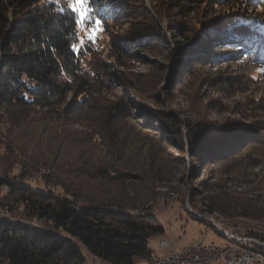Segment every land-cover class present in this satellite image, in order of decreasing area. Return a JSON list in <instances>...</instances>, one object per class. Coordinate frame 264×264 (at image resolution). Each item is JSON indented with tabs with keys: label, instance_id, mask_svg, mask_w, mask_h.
Wrapping results in <instances>:
<instances>
[{
	"label": "rangeland",
	"instance_id": "1",
	"mask_svg": "<svg viewBox=\"0 0 264 264\" xmlns=\"http://www.w3.org/2000/svg\"><path fill=\"white\" fill-rule=\"evenodd\" d=\"M57 1L67 7L72 3ZM135 4L133 18L112 21L103 12L110 5L90 0L93 20L77 25L73 45L80 49L82 67L91 71L92 61L101 58L107 70L105 88L89 97L80 121L59 119L52 112L25 120L19 110L18 123L14 111L0 108V178L22 177L35 188L76 192L81 201L97 198L123 204L130 213L150 210L167 228L149 239L155 254L163 251L158 246L161 238L176 252L191 245L229 243L214 231L216 222L261 234L264 221L241 217L230 207L246 195L259 196V204L264 203V167L254 165V158L264 151V139L259 137L253 146L225 158L213 152L232 140H238L236 148L244 145L251 138L244 136L252 130H261L264 136V71L242 51L215 49L206 40L220 38L229 29L223 26L233 21L241 24L230 30L247 27L251 18L264 28V7L208 4L180 16L162 0ZM96 19L102 21L103 30L90 42L87 34ZM153 21L165 34L164 46L151 39L155 36L137 31ZM178 21L188 38L183 49L175 46L182 40L181 31L173 28ZM216 26L222 29H212ZM138 33L140 45L127 49L132 56L119 50L118 63L110 57L117 51L115 43ZM103 110L105 123L96 119ZM196 131L209 144L204 156H192L188 148L187 138ZM214 206L232 216L220 211L208 214ZM20 211L14 199H0V218L27 220ZM83 252L87 263L107 264ZM145 260L137 258L133 264Z\"/></svg>",
	"mask_w": 264,
	"mask_h": 264
},
{
	"label": "trees",
	"instance_id": "2",
	"mask_svg": "<svg viewBox=\"0 0 264 264\" xmlns=\"http://www.w3.org/2000/svg\"><path fill=\"white\" fill-rule=\"evenodd\" d=\"M103 1L110 5L103 12L112 21L133 18L131 7H136L135 3L139 2ZM162 1L180 16L192 14L208 4L246 5L247 8L258 4L264 7V0ZM76 20L71 9L57 0H0V108L14 111L12 116H15V121L19 120L18 123L21 120L16 116L19 110L24 111L25 120L35 118L37 113L49 115L52 112L59 119L80 121L89 97L105 88V61L94 59L91 71H88L82 67V57L73 51ZM251 20L246 21L247 27L234 30L230 29L241 22L238 25L236 21L230 22L223 26L229 29L222 32L220 38L206 41L215 49L228 47L240 50L264 69V28L254 25L256 22ZM183 26L179 21L173 24V28L182 33V40L175 41L177 49L188 46L183 41L187 38L183 34ZM137 29L147 37L155 36L151 39L164 46L166 37L160 32L157 21ZM141 35L138 33L133 38L125 37L126 41L115 43L117 51L110 57H115L118 63V57H121L119 50L132 56L127 49L140 45ZM109 79L113 81L114 77ZM230 79L236 83V78ZM115 109L122 114L117 103ZM97 117V121L105 123V110L100 111ZM246 136L251 138H246L244 145L236 148L238 140H232L213 153L220 155V159L225 158L253 146L259 137L264 139L261 130H252ZM204 138L199 131L193 134L192 139L187 138L192 156L208 154L204 148L209 144L204 142ZM2 148L0 136V151ZM254 160V165L264 167V151ZM262 181L264 183V179ZM258 197L246 195L239 198L230 210L244 218L264 221V203L259 204ZM8 198L15 200L21 208V215L28 221L0 218V264H88L83 250L107 264H133L137 258L151 259L153 251L148 246L149 239L164 233L163 225L150 210L130 213L123 204L107 203L97 198L81 201L79 193L66 190L61 194L35 188L24 182L22 177L0 178V199ZM130 208L138 210L135 206ZM10 210L13 211L12 208ZM215 211L232 216L219 206L209 208L207 213ZM214 231L227 238L216 229ZM241 233L264 242V232L260 234L250 228ZM244 246L264 254V248L257 244L244 242Z\"/></svg>",
	"mask_w": 264,
	"mask_h": 264
},
{
	"label": "built area",
	"instance_id": "3",
	"mask_svg": "<svg viewBox=\"0 0 264 264\" xmlns=\"http://www.w3.org/2000/svg\"><path fill=\"white\" fill-rule=\"evenodd\" d=\"M229 234L236 235L242 238V245L231 244H215L209 242L206 244L191 245L176 252L166 250L162 254L153 256L146 264H212L219 261L220 264L236 263V264H264V256H253L249 250L244 247V235L239 229H227ZM259 243L260 248H264V242L252 237ZM159 246L162 248L168 247L166 239L159 241ZM90 264V263H88Z\"/></svg>",
	"mask_w": 264,
	"mask_h": 264
},
{
	"label": "snow or ice",
	"instance_id": "4",
	"mask_svg": "<svg viewBox=\"0 0 264 264\" xmlns=\"http://www.w3.org/2000/svg\"><path fill=\"white\" fill-rule=\"evenodd\" d=\"M90 0H72V3L68 5V7L71 9L73 13H75L79 19L74 21V23L78 26L89 24L93 20L92 16V9L89 7ZM103 30V24L100 19H96L94 22V26H92L91 32L88 33V40L90 42H94L98 33ZM84 41L81 40V44H83ZM73 51L79 53L80 49L76 46H72ZM261 71H264V69H261Z\"/></svg>",
	"mask_w": 264,
	"mask_h": 264
},
{
	"label": "bare ground",
	"instance_id": "5",
	"mask_svg": "<svg viewBox=\"0 0 264 264\" xmlns=\"http://www.w3.org/2000/svg\"><path fill=\"white\" fill-rule=\"evenodd\" d=\"M217 230H219L223 235H225L228 240H229V243L227 244H231V245H242L241 242H242V238L239 237V236H236V235H232V234H229L228 230H224L223 229V226L224 225H220L218 224L217 222L214 223L213 225ZM227 229H235V228H227ZM244 242H250V243H254V244H257L259 245L258 242H256L252 237L250 236H244ZM245 247V246H244ZM246 249L249 250V253L250 254H253V256H264L263 253L259 252V251H256V250H253V249H250V248H247L245 247ZM227 264H236V263H227Z\"/></svg>",
	"mask_w": 264,
	"mask_h": 264
},
{
	"label": "crops",
	"instance_id": "6",
	"mask_svg": "<svg viewBox=\"0 0 264 264\" xmlns=\"http://www.w3.org/2000/svg\"><path fill=\"white\" fill-rule=\"evenodd\" d=\"M164 230H165V232H166L167 228L164 227ZM162 239H165V238H161L160 240H162ZM160 240H159V241H160ZM166 240H167V239H166ZM167 242H168V241H167ZM158 246H159V245H158ZM159 247H160V246H159ZM160 248L163 249V251H162L161 253H158V254L153 253V256H156V255L162 254V253L165 252L167 249L170 250V249H169V243H168V247H167V248H162V247H160ZM86 253H87V252H86ZM140 259H142V258H140ZM147 261H148V260L146 259L145 262L142 263V264H146Z\"/></svg>",
	"mask_w": 264,
	"mask_h": 264
}]
</instances>
